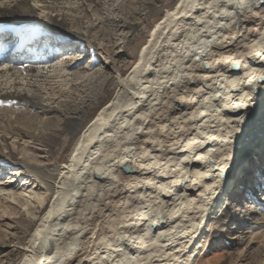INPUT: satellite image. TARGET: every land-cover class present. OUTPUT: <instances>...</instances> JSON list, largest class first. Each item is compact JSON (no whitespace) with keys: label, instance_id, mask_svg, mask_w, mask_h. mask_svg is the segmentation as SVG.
Segmentation results:
<instances>
[{"label":"bare ground","instance_id":"bare-ground-1","mask_svg":"<svg viewBox=\"0 0 264 264\" xmlns=\"http://www.w3.org/2000/svg\"><path fill=\"white\" fill-rule=\"evenodd\" d=\"M126 2L155 10L144 0H0L10 47L0 56V220L48 201L26 238L12 233L15 264H197L223 236L236 261L264 264V0H177L85 126L77 113L56 115L55 127L43 116L58 113L63 86L90 75L93 55L84 65L78 56L123 41ZM48 35L56 48L32 47ZM75 132L51 169L30 149Z\"/></svg>","mask_w":264,"mask_h":264},{"label":"rangeland","instance_id":"rangeland-1","mask_svg":"<svg viewBox=\"0 0 264 264\" xmlns=\"http://www.w3.org/2000/svg\"><path fill=\"white\" fill-rule=\"evenodd\" d=\"M144 1L147 2V5L155 7L154 12L149 13L145 8L144 10L139 8L140 6L138 7L136 3L126 2L125 8L127 12L122 15L125 19L123 18L124 25L120 32L121 38L123 39L122 42L117 45L105 44L103 42L100 45L101 47L96 45V47L87 51L88 53H83L80 57L78 56L79 63L84 65L89 61V54L93 55L95 61L93 58L90 59V64L93 61V66L91 71H89L90 75H85L83 76L84 78H79L74 85H71L70 88L68 86H63V89L65 91L68 90L69 94H67V97H60L62 101L55 99L57 109H59L58 113L56 112V114L43 115L44 117H47L46 120H49L48 122L52 127L59 124L55 118L56 115L70 116L74 115V113L80 115L78 123L81 128L85 126V124L96 114L103 103L112 97L116 87L114 78L115 72L119 71L121 74H125L129 70L132 62L135 61L137 57L139 48L145 42L152 26L161 18L165 9L172 7L177 0ZM36 11L38 12L39 8H37ZM116 14V16H121V14L117 13V11ZM61 37H64V35ZM55 38V36L48 35L44 45L40 43V40H37L32 47L34 49L41 47L44 53L46 51L48 52L49 50H45V48H51V46H55L56 48L55 44H51V40H57V38ZM60 40L63 39L60 38L58 41ZM36 42L39 43L36 44ZM13 44L14 43H12V45ZM5 45V51H10V47H7V44ZM65 48H67V46H65L64 49H61L62 51L58 53V59H61V55H65L67 52H72L71 50H65ZM78 50L80 52L81 48L79 47ZM21 58H18V61L16 62L21 63L22 65L32 63L31 61L26 62L28 60L25 58ZM1 106L2 105H0V108ZM2 107L7 108V106ZM9 116L12 120L15 119V114L9 113ZM18 117L21 121H25L27 119V116L24 115H19ZM46 120L45 123H48ZM2 127L3 125L0 126L1 129ZM24 129L33 132L32 129ZM21 131L22 130H17L14 133V137H16L14 139L16 148L19 142L23 139L22 135H20ZM77 134L78 132L68 134L62 133L61 137L50 143L51 148L45 147L37 140H34L29 143L30 149L31 151H34V155L42 162L44 167L51 169L55 165H59L66 160L74 145ZM258 178L262 177L259 176ZM244 191L247 190L243 189V192ZM47 204L48 201H46L43 207L33 209L32 215H27L25 211L22 210V207L11 211L3 210L4 217L0 220V264H15L19 261L21 252L18 247L13 245L18 242V239L16 240L17 242L15 239L13 240L12 233L16 232L20 239L22 237L26 238L33 230L40 215L44 213ZM214 226L216 227L217 225ZM223 238L224 239L221 240L211 238L203 249L204 253H202L197 264H261L256 257H249L243 260L238 259L239 261H236L234 257H231V254H233L235 250L228 245L224 236ZM255 239V246L258 248L261 246V243L263 244V240L261 237H256ZM260 248L263 247L261 246Z\"/></svg>","mask_w":264,"mask_h":264}]
</instances>
